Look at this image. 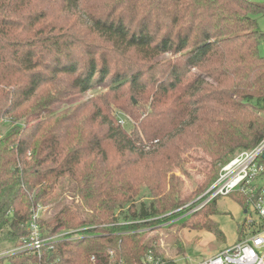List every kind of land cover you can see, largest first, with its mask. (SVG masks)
<instances>
[{
	"label": "trees",
	"instance_id": "trees-1",
	"mask_svg": "<svg viewBox=\"0 0 264 264\" xmlns=\"http://www.w3.org/2000/svg\"><path fill=\"white\" fill-rule=\"evenodd\" d=\"M263 14L249 0H0V122L12 124L0 137V251L28 237L39 207L44 235L82 236L57 247L62 264L107 263L111 251L126 264L151 251L177 264L148 233L199 214L201 227L223 237L209 220L218 198L198 214L189 213L206 198L177 209L264 140ZM108 79L121 95L42 117ZM192 149L209 157L205 182L186 199L180 187L164 193L162 169ZM230 197L245 211L244 196Z\"/></svg>",
	"mask_w": 264,
	"mask_h": 264
},
{
	"label": "rangeland",
	"instance_id": "rangeland-1",
	"mask_svg": "<svg viewBox=\"0 0 264 264\" xmlns=\"http://www.w3.org/2000/svg\"><path fill=\"white\" fill-rule=\"evenodd\" d=\"M249 1L264 7V0ZM256 19L258 21L260 30L264 32V14L258 16ZM82 20V17L79 18L80 22L78 21V23L80 25ZM260 55L264 57V42H262L260 46ZM171 57V54H165L157 61H165ZM126 69L129 70V68ZM126 69H124L122 72H124ZM193 71L196 72V70ZM111 87H113V84L111 83V80L108 79L105 83L96 86L94 89L84 94L75 93L72 97H70V99H65L51 106L46 112L42 114V117H47L48 113L51 111H60L73 105L90 103L95 99L98 101L99 97L109 93H113V95H121V93H115L111 91ZM126 91H129V87H126ZM139 99L141 98H135L133 96L123 97V100L129 103L131 100L138 102ZM141 100L142 102L144 101V105L147 104L146 106H148V104L152 103L153 97L151 96L149 98L146 96ZM115 107L118 106L116 105ZM120 115H122V118L125 117V115L122 113H120ZM11 125L12 124L10 122L8 123L7 119L0 122V137L5 136L9 132ZM180 160L182 161H177L169 167H164L160 174V180L162 182V187L164 188V193H169L173 186L180 187L181 192L179 193L181 194V198L186 199L187 197L191 196L192 193H194L197 187L205 182L206 174L210 168V160L209 157H207L201 150L196 149L189 150L185 153H180ZM206 191L202 195H204ZM179 193L173 196V198L178 197ZM198 198L199 197H197L195 200L193 199L189 203H186V205L177 209V212L181 210L183 212L184 209H186L187 204H192ZM142 200L147 203L151 201L150 197L146 195ZM201 209L196 207L189 214H193L195 212L198 214L203 210ZM216 209L218 213L216 215L210 216L209 220L214 229L220 231L223 234V237L221 238H219L215 233L210 232L207 228L201 227V214H196L197 216L190 219L189 224L183 228L179 227L178 229L177 227H161L156 230L153 229V232L150 231L148 233V237L158 238L155 246L158 248L160 254L163 255L167 260L173 262L178 261L181 264H187L189 261L196 262L203 260L237 243L243 238L246 232L244 222L248 215L244 212L242 205L234 198L230 196L219 197L216 202ZM186 216H188V214L181 215L177 220ZM177 238L180 240L178 244H176ZM7 248L8 245H3L2 250H6ZM181 251L183 252L179 255L178 252ZM5 264L9 263L6 262Z\"/></svg>",
	"mask_w": 264,
	"mask_h": 264
},
{
	"label": "built area",
	"instance_id": "built-area-1",
	"mask_svg": "<svg viewBox=\"0 0 264 264\" xmlns=\"http://www.w3.org/2000/svg\"><path fill=\"white\" fill-rule=\"evenodd\" d=\"M232 193H238L246 199L245 210L248 217L244 222L246 232L243 238L212 256L196 262L189 261L187 264H264V140L251 150L237 153L224 164L216 181L194 202L206 198L199 207L197 206L201 209L211 200L230 196ZM41 211L42 208L39 207L31 216L28 237L13 248L0 251V260L28 253L31 257L28 264H62V257L56 254L57 247L79 240L82 236L78 231L71 230L44 235L39 223ZM92 263L97 264L95 257H92ZM175 263L181 264L178 261ZM102 264L126 263L123 260L118 261L111 251L108 262ZM141 264L167 262L151 251L143 258Z\"/></svg>",
	"mask_w": 264,
	"mask_h": 264
},
{
	"label": "water",
	"instance_id": "water-1",
	"mask_svg": "<svg viewBox=\"0 0 264 264\" xmlns=\"http://www.w3.org/2000/svg\"><path fill=\"white\" fill-rule=\"evenodd\" d=\"M244 212L246 213L247 211L245 210Z\"/></svg>",
	"mask_w": 264,
	"mask_h": 264
}]
</instances>
